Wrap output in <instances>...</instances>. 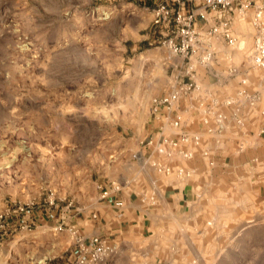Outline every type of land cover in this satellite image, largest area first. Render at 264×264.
<instances>
[{"label": "rangeland", "instance_id": "rangeland-1", "mask_svg": "<svg viewBox=\"0 0 264 264\" xmlns=\"http://www.w3.org/2000/svg\"><path fill=\"white\" fill-rule=\"evenodd\" d=\"M156 1L0 0V214L34 203L0 217V264L65 262L78 238L103 237L104 188L162 174L152 167V100L182 76L185 60L162 44ZM237 13L238 44H209L245 66L252 10ZM250 73L256 80L264 69ZM245 181L220 186L201 217L156 218L116 240L136 243L134 264H264V192ZM51 193L56 206L46 204Z\"/></svg>", "mask_w": 264, "mask_h": 264}, {"label": "crops", "instance_id": "crops-1", "mask_svg": "<svg viewBox=\"0 0 264 264\" xmlns=\"http://www.w3.org/2000/svg\"><path fill=\"white\" fill-rule=\"evenodd\" d=\"M217 43L221 45L225 41L218 39ZM251 49L252 45L249 63ZM235 55L226 49L214 51L211 64L197 65L195 70V80L202 91L181 98L169 114L162 110L152 119L149 134L156 138L161 133L171 137L181 133L199 136L197 143L190 142L185 146L190 154L188 158L178 154L172 157L157 154L154 157V161L182 167L186 174L157 175L154 172L153 175L148 173L145 184L132 185L128 190L116 183V189L106 187L109 195L101 201L100 229L116 248V253L106 264H112L115 259L118 264L124 260L134 264L136 243L130 239L118 242L116 238L124 233L138 236L145 224L154 225L156 218L175 221L178 217H201L204 203L218 198L220 186L234 185L244 179L245 183H252L258 193L264 192V133L259 132L264 123V116L260 113L264 107V75L256 80L251 78L250 72L256 68L236 64ZM242 88L250 94L255 93L257 100L250 103L238 95ZM175 115L181 118L177 128L170 125ZM219 115L224 118L222 123L217 122ZM204 118L208 119L207 123L203 122ZM146 192L154 197V205L140 202V195ZM94 231L98 233V227ZM150 248H154L153 245ZM155 248H160V244ZM163 264L178 262L165 260Z\"/></svg>", "mask_w": 264, "mask_h": 264}, {"label": "built area", "instance_id": "built-area-1", "mask_svg": "<svg viewBox=\"0 0 264 264\" xmlns=\"http://www.w3.org/2000/svg\"><path fill=\"white\" fill-rule=\"evenodd\" d=\"M248 9L252 10L250 23L253 28L250 65L262 70L264 69V0H157L155 2L151 9L152 22L164 37L162 44L172 53L180 55L185 60V67L182 76L171 84L165 94L153 98L154 115L159 116L162 110L167 115L181 98L202 91L201 85L195 80V70L197 65L211 64L214 50L209 42L222 39L229 46H235L237 37L230 29L231 16L235 14V10L237 14L242 15ZM210 20H214L213 23H209ZM244 82L245 80H242V83ZM238 95L244 96L250 103L257 100L256 94L248 93L245 88L239 89ZM260 113L264 116V107ZM180 119L179 115H175L170 121L171 127L177 128ZM223 119V116L219 115L217 122L222 123ZM207 121L208 119L204 118L203 122L207 123ZM237 122L241 123L240 120ZM259 132L264 133V123ZM199 139V136L190 137L185 133L177 137L161 133L154 143V152L166 157L178 154L182 158H188L190 154L185 146L190 142L197 143ZM152 142L149 140L147 143L151 145ZM152 166L164 175L186 174L182 167H172L160 161H153ZM110 186L113 189L118 187L114 182ZM108 195L109 190L104 188L101 198H106ZM148 198L150 205H154V197L150 195ZM140 200L142 203L146 202L145 194ZM46 201L49 206H56L53 193L47 196ZM70 205L71 201L66 207ZM28 207H34V203L7 208L0 217L3 215L4 218H17L26 213ZM93 217L96 218V214H93ZM63 223L59 224L58 230L62 229ZM76 244L75 255L61 264H106L116 253L113 241L105 236L91 235L87 238H78Z\"/></svg>", "mask_w": 264, "mask_h": 264}]
</instances>
